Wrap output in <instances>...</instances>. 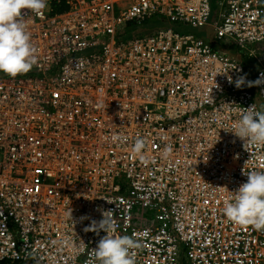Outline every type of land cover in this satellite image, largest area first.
Masks as SVG:
<instances>
[{
	"label": "built area",
	"instance_id": "obj_1",
	"mask_svg": "<svg viewBox=\"0 0 264 264\" xmlns=\"http://www.w3.org/2000/svg\"><path fill=\"white\" fill-rule=\"evenodd\" d=\"M22 19L37 59L0 72V264H98V209L140 241L136 264H264V231L222 212L264 170V144L230 131L264 104L247 86L264 65L185 31L263 54L264 0H47Z\"/></svg>",
	"mask_w": 264,
	"mask_h": 264
},
{
	"label": "clouds",
	"instance_id": "obj_2",
	"mask_svg": "<svg viewBox=\"0 0 264 264\" xmlns=\"http://www.w3.org/2000/svg\"><path fill=\"white\" fill-rule=\"evenodd\" d=\"M47 0H0V72L15 77L29 72L36 63V50L31 42V35L23 22L25 10L39 13L46 7ZM229 82H232L229 77ZM237 88L245 85V77L235 80ZM264 84V72L255 81H248L247 86ZM236 137L247 142L264 144V105H251L239 111V119L230 130ZM146 142L143 137L135 140L132 151L145 160L143 150ZM171 147L161 153L167 159ZM248 179L233 192L230 201L222 209L224 216L239 225H251L255 230L264 231V170L246 173ZM101 211L102 218L91 221L84 231L96 235L102 230L103 235L97 242L94 255L98 264H136L133 250L142 247L139 240L128 235L116 234V221L112 210ZM81 220L88 219L82 216Z\"/></svg>",
	"mask_w": 264,
	"mask_h": 264
},
{
	"label": "rangeland",
	"instance_id": "obj_3",
	"mask_svg": "<svg viewBox=\"0 0 264 264\" xmlns=\"http://www.w3.org/2000/svg\"><path fill=\"white\" fill-rule=\"evenodd\" d=\"M185 31L186 32H193L200 37H205V40L209 44L213 45L215 48L219 47V48L224 49V50L231 49L229 53L231 55H235V57L237 55V57L240 58L245 65H249V64L253 63L254 65H256L255 68H259V67H261V65H264V53L262 54V53L256 52L255 46H253V45L251 46V48H247V46H244L245 47L244 49L238 48L239 46H237L235 48V50H232L233 45H232L231 41L226 42L224 40L221 42H215L212 38V35H213L212 29H210V28H203L202 29V32H204L203 34H198L199 30H193V29L188 28V27H185ZM252 50H254V52H253V55L250 56V51H252ZM261 51L263 52L264 50H261ZM257 59L260 60V64L257 63V61H256ZM261 105L262 104H260V106ZM179 258H180V264H187L186 260L182 254L179 256Z\"/></svg>",
	"mask_w": 264,
	"mask_h": 264
},
{
	"label": "trees",
	"instance_id": "obj_4",
	"mask_svg": "<svg viewBox=\"0 0 264 264\" xmlns=\"http://www.w3.org/2000/svg\"><path fill=\"white\" fill-rule=\"evenodd\" d=\"M64 6H62V5H60L58 8H57V11H62V10H64ZM146 25H148L149 27H153V23H147ZM135 27H136V25H131V24H128V26H127V28L126 29H124L123 31H121V33H119L121 36L122 35H125V34H127V32H132V31H135ZM147 27V26H146Z\"/></svg>",
	"mask_w": 264,
	"mask_h": 264
},
{
	"label": "crops",
	"instance_id": "obj_5",
	"mask_svg": "<svg viewBox=\"0 0 264 264\" xmlns=\"http://www.w3.org/2000/svg\"><path fill=\"white\" fill-rule=\"evenodd\" d=\"M204 32H202V30H199V32H198V34H203ZM218 49H221V48H219V47H217ZM221 50H224V49H221ZM230 50L231 49H229V50H224V51H228V52H230ZM262 105H264V104H262Z\"/></svg>",
	"mask_w": 264,
	"mask_h": 264
}]
</instances>
